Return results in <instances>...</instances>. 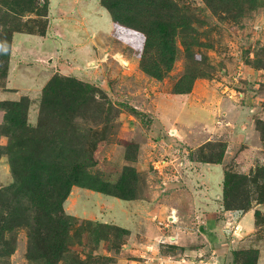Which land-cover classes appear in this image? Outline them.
Returning <instances> with one entry per match:
<instances>
[{
	"label": "rangeland",
	"instance_id": "374dc122",
	"mask_svg": "<svg viewBox=\"0 0 264 264\" xmlns=\"http://www.w3.org/2000/svg\"><path fill=\"white\" fill-rule=\"evenodd\" d=\"M145 252L264 264V0H0V264Z\"/></svg>",
	"mask_w": 264,
	"mask_h": 264
},
{
	"label": "trees",
	"instance_id": "16d2710c",
	"mask_svg": "<svg viewBox=\"0 0 264 264\" xmlns=\"http://www.w3.org/2000/svg\"><path fill=\"white\" fill-rule=\"evenodd\" d=\"M241 1H245V0H241ZM160 19H162V17ZM162 29H163V27H161L159 29V33L162 32ZM142 66H143V64H142ZM143 68L147 73L152 72L151 70L147 69V68H152V67L143 66ZM67 84H68V87H67ZM83 86H86V85H84L81 82H78L72 78L71 79L60 78L56 75V76H53L49 80V82L46 84V86L44 88V95L45 94L47 95V93L54 94L52 96L56 97V98L52 99L53 104L55 106H60V104H61V106H60L61 110L71 109V106L73 104L77 103L78 101L83 100L82 94H84L86 92V88H84ZM54 88H55V93H53ZM62 97L64 99L61 102H59V100ZM58 178L60 180V177H58ZM73 183H76V182H73L71 180H65L64 183L61 184V180H60V183L57 187V194H58V192L63 190V193H61V199H64L66 197V194H67L68 190L70 189V187ZM57 203H60V201ZM54 209L57 210L58 207L55 206Z\"/></svg>",
	"mask_w": 264,
	"mask_h": 264
},
{
	"label": "crops",
	"instance_id": "0c3cea01",
	"mask_svg": "<svg viewBox=\"0 0 264 264\" xmlns=\"http://www.w3.org/2000/svg\"><path fill=\"white\" fill-rule=\"evenodd\" d=\"M209 209H212V208H209ZM208 209V211H211V210H209ZM219 212H221V211H219ZM219 212L217 211V213L215 214V215H213L214 216V218H215V223L214 224H212L210 227H207L206 226V222H205V220L203 221V224H204V226H202V229L203 230H208V231H212V232H214V233H216L215 231H216V228H217V224H218V221L217 220H220V216L221 215H223V213H220L219 214ZM207 241H208V243L211 245V241L209 240V238L208 239H206ZM146 255H147V252H145V254L144 255H141V256H139L140 258H143V256L144 257H146ZM160 256V255H159ZM152 259H154V258H148V257H146L145 259H143L141 262H139V261H137L139 264H149V262H153L154 260H152ZM180 259L181 260H177L176 262H177V264H185L186 263V259L184 258V257H180ZM181 261H183V262H181ZM171 264V263H170Z\"/></svg>",
	"mask_w": 264,
	"mask_h": 264
},
{
	"label": "bare ground",
	"instance_id": "6f19581e",
	"mask_svg": "<svg viewBox=\"0 0 264 264\" xmlns=\"http://www.w3.org/2000/svg\"><path fill=\"white\" fill-rule=\"evenodd\" d=\"M240 227V226H239Z\"/></svg>",
	"mask_w": 264,
	"mask_h": 264
}]
</instances>
